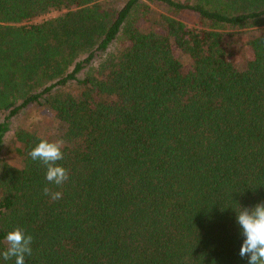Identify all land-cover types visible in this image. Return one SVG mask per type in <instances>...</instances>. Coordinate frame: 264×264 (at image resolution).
I'll return each mask as SVG.
<instances>
[{
  "label": "trees",
  "instance_id": "16d2710c",
  "mask_svg": "<svg viewBox=\"0 0 264 264\" xmlns=\"http://www.w3.org/2000/svg\"><path fill=\"white\" fill-rule=\"evenodd\" d=\"M107 1L0 0V254L19 226L25 264H248L236 211L264 203V0ZM30 109L49 122L24 117L2 161ZM40 139L64 141L61 186L28 156Z\"/></svg>",
  "mask_w": 264,
  "mask_h": 264
},
{
  "label": "clouds",
  "instance_id": "9594fccd",
  "mask_svg": "<svg viewBox=\"0 0 264 264\" xmlns=\"http://www.w3.org/2000/svg\"><path fill=\"white\" fill-rule=\"evenodd\" d=\"M63 144L62 139H40L28 152L33 161H39L45 167L46 181L57 186L69 179L68 170L57 163L63 159ZM42 192L52 200H58L62 196L61 192H53L47 186ZM236 213V220L244 237L239 255L247 257L248 264H264V203H258L252 208H240ZM5 240L8 247L0 254L3 260L14 259L15 264H25V256L32 254L33 237L17 226L7 232Z\"/></svg>",
  "mask_w": 264,
  "mask_h": 264
},
{
  "label": "rangeland",
  "instance_id": "374dc122",
  "mask_svg": "<svg viewBox=\"0 0 264 264\" xmlns=\"http://www.w3.org/2000/svg\"><path fill=\"white\" fill-rule=\"evenodd\" d=\"M125 0H110L107 1V8L110 10V12L112 13H116V11L122 7V5L124 4ZM56 16H58L57 13H51L49 15H47L46 19H52L55 18ZM181 22L188 28H193V27H197L198 25V20L195 14L192 13H183L182 17H180ZM238 40V45H243V50L244 52H247V48L244 46V38L242 35H239L237 37ZM120 47L118 42H115L109 49V52H113L116 51L118 48ZM98 62V60H96L94 62V65ZM87 71H85L83 74H81L80 77H83L84 74H86ZM28 118L30 123H34V121L37 120H42L44 122V124H47L49 122L50 117L47 115V112L45 110H34V109H30V110H26L25 112H23L17 120L13 121L12 123V127H11V132L9 135L6 136L3 146H2V154H1V158L2 161L5 162H13L15 155H14V140H13V133L15 132V130L17 129V126L19 123H21L23 118ZM2 116L0 114V120H1Z\"/></svg>",
  "mask_w": 264,
  "mask_h": 264
}]
</instances>
